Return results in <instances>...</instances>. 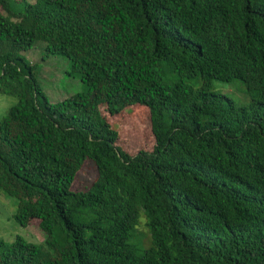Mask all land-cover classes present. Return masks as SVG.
Wrapping results in <instances>:
<instances>
[{"label":"trees","instance_id":"16d2710c","mask_svg":"<svg viewBox=\"0 0 264 264\" xmlns=\"http://www.w3.org/2000/svg\"><path fill=\"white\" fill-rule=\"evenodd\" d=\"M36 43L85 91L50 104ZM234 81L246 107L213 92ZM0 94V191L44 236L0 240V264H264V0H0ZM133 107L147 130L117 125Z\"/></svg>","mask_w":264,"mask_h":264},{"label":"rangeland","instance_id":"374dc122","mask_svg":"<svg viewBox=\"0 0 264 264\" xmlns=\"http://www.w3.org/2000/svg\"><path fill=\"white\" fill-rule=\"evenodd\" d=\"M11 1L17 3L19 0ZM26 1L33 4L36 0ZM22 56L33 67L32 73L36 82L50 104L63 103L72 96L85 91V86L79 77L69 74L71 70L68 60L61 56L47 54L43 43H36L31 50L22 53ZM190 84L194 87L198 86V83L195 81H191ZM213 92L229 99L236 108L246 107L250 103L246 88L240 81H234L229 84L215 82ZM16 102L15 98L0 94V120ZM131 115H136V118L144 123L145 130L148 129V112L139 107H133L124 112L120 119L116 121L119 123L117 125L125 124ZM140 139V136H131V139L128 138L122 141L121 147L123 149L124 147L127 149L135 147L131 154H135L141 149L148 151L152 148V140L148 138L144 140ZM80 170L73 184V189L84 192L89 189L92 182L96 179L97 171L92 163L86 164ZM15 210L16 200L0 191V240L5 243H12L17 237H21L28 243L36 245L42 243L44 236L34 223L26 228H22L15 222ZM144 224L145 219L141 216L138 226L140 234H147Z\"/></svg>","mask_w":264,"mask_h":264}]
</instances>
